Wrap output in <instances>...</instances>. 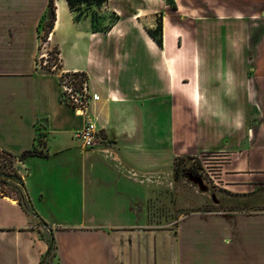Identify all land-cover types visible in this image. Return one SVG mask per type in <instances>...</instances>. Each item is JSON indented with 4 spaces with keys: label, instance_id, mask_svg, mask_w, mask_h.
<instances>
[{
    "label": "crops",
    "instance_id": "0c3cea01",
    "mask_svg": "<svg viewBox=\"0 0 264 264\" xmlns=\"http://www.w3.org/2000/svg\"><path fill=\"white\" fill-rule=\"evenodd\" d=\"M171 1L176 10L153 0L124 13L108 0L92 9L117 11L103 32L92 11L76 21L55 0L48 47L99 97L88 116L106 142L83 150L75 134L88 116L38 66L50 0H0V148L21 156L38 133L46 138V155L27 158L19 173L50 230L51 264H264V215L196 213L173 229L155 215L156 189L188 156L225 152L217 182L229 195L264 190V0ZM159 20L162 47L148 32ZM221 33L226 47L214 41ZM33 223L0 194V264H44L50 244Z\"/></svg>",
    "mask_w": 264,
    "mask_h": 264
},
{
    "label": "rangeland",
    "instance_id": "374dc122",
    "mask_svg": "<svg viewBox=\"0 0 264 264\" xmlns=\"http://www.w3.org/2000/svg\"><path fill=\"white\" fill-rule=\"evenodd\" d=\"M148 1L153 0H111V4L122 10L124 13H128L129 11H134L135 9H142V5ZM62 2L63 0L60 2L61 6ZM168 2L171 7L170 10H176V7L173 6L172 1L168 0ZM110 7H107V9L103 11L104 13H107V15L102 16L104 17L103 24L107 27H109L115 21V19L119 17L117 11L113 9L111 5ZM155 13H164V11L158 10ZM48 29L49 20L46 19L42 24L41 30V38L43 40L49 36ZM192 37L194 39L193 34ZM214 41H217L219 45L226 47L225 34H219L218 39H215ZM48 49L49 53L53 55L51 61L54 62V54L58 53V49L53 46L48 47ZM238 51H241L240 53L244 55L249 53L250 50H245V46L244 49L240 46ZM247 66L248 65L236 66L235 68L245 70ZM37 142V152L42 154V156L46 155L47 145L45 136L41 133H38ZM197 157L188 156L180 160L177 159L172 163L170 174L167 176V178H164L165 184H163L161 188L162 190L156 189V217L164 216L165 218H168L171 222L169 228L173 229L176 227V223L183 217L196 213H245L251 216L264 215V190L259 194L253 195L252 197H234L229 195L228 193L224 192V190L218 185L217 179H215V172H218V169L220 170L223 161L216 162L215 160H209L204 157V161L201 163ZM24 161L17 163V167L21 175H23L22 164ZM159 180L160 179L156 178V181ZM15 186L20 188V194L23 200L22 208H26L28 216L35 220V223L32 225L38 226L36 228H38L40 233L43 235L44 240L50 244V230L47 229L44 224L40 222L34 215L24 187H22L18 181H15ZM41 228L43 229V233ZM50 248L51 249L47 254V258L44 259V264H51V261L55 255V247L51 246L50 244Z\"/></svg>",
    "mask_w": 264,
    "mask_h": 264
},
{
    "label": "built area",
    "instance_id": "2783aa9c",
    "mask_svg": "<svg viewBox=\"0 0 264 264\" xmlns=\"http://www.w3.org/2000/svg\"><path fill=\"white\" fill-rule=\"evenodd\" d=\"M50 41V34L48 38L41 40V53L38 56V66L41 69H46L47 71L58 75L59 85L62 90V101L82 116L87 117L91 103L99 100V97L92 94L89 85V77L85 73L80 71H63L60 66L58 53L54 54V62L51 61L52 55L49 53L48 49ZM75 139L83 150L100 148L106 140L103 131L98 128L96 122L92 121L89 116L86 119L85 127L75 134ZM204 157L209 160H215L216 162H224L227 158V154L225 152L204 153L197 158L203 163ZM219 171L220 170L218 169V172H215V179L218 178Z\"/></svg>",
    "mask_w": 264,
    "mask_h": 264
},
{
    "label": "trees",
    "instance_id": "16d2710c",
    "mask_svg": "<svg viewBox=\"0 0 264 264\" xmlns=\"http://www.w3.org/2000/svg\"><path fill=\"white\" fill-rule=\"evenodd\" d=\"M66 1L71 11L77 13L76 21H79L84 16L85 13L92 11L93 26L96 30L107 32L119 19L118 17L109 27H107L102 22V19H104V17H102L103 15H100L99 11L97 10H92L94 7L96 8L103 7L108 2V0H66ZM46 19L49 20L48 34H50L54 28V23L56 20L55 0H50L49 10L45 20ZM41 30H42V25L40 26V31ZM148 32L151 35V37L156 41V43L160 47H162L163 42H162L161 21L160 20L158 21L155 30H148ZM34 156H42V154L37 152V146L31 151H27L23 153L21 156H16L11 152H8L0 148V192L4 197L16 198V200H18L21 206H23V202H22L23 200L20 194V188L15 186V181H18L20 185L24 187V180L18 171L17 163L22 162L27 158ZM24 210L27 212L26 208H24Z\"/></svg>",
    "mask_w": 264,
    "mask_h": 264
},
{
    "label": "bare ground",
    "instance_id": "6f19581e",
    "mask_svg": "<svg viewBox=\"0 0 264 264\" xmlns=\"http://www.w3.org/2000/svg\"><path fill=\"white\" fill-rule=\"evenodd\" d=\"M60 12V11H59Z\"/></svg>",
    "mask_w": 264,
    "mask_h": 264
}]
</instances>
